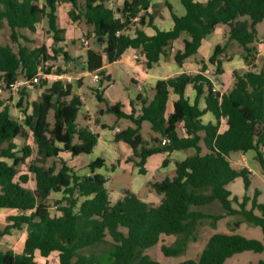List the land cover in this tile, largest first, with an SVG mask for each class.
Returning <instances> with one entry per match:
<instances>
[{
    "label": "trees",
    "instance_id": "1",
    "mask_svg": "<svg viewBox=\"0 0 264 264\" xmlns=\"http://www.w3.org/2000/svg\"><path fill=\"white\" fill-rule=\"evenodd\" d=\"M106 2L0 0V30L5 22L9 40L17 45L16 52L0 45V82L5 85V91L18 76L29 79L39 67L45 75H50L52 66H46L49 62L62 59L61 68L55 72L57 76L65 74L62 67L74 62L60 46L64 30L57 26L56 13L61 3L70 6L68 16L72 22L83 21L92 27L95 43L105 44L101 51L86 50L85 71L101 77L102 66L119 60L129 48L140 50L145 68H151L166 57L171 44L186 33L188 39L183 40L182 48L174 55L175 63L181 66L187 58L197 55L202 42L217 26L225 25V43L214 47L207 63L198 62L199 72L181 73L157 81L151 89L150 101L137 96L138 113L131 107V112L125 114L120 104H105L104 112L131 123L130 127L119 131L114 140L129 146L133 152L129 161L139 168L140 174L145 173L144 163L153 154L187 150L192 153L174 162L172 177L150 184L152 191L161 196L158 206L145 203L129 191L110 203L106 181L100 176L91 175L92 180H88L87 175L77 174L63 160L58 169L54 164L44 166L47 159L58 158L61 154L69 158L90 155L96 146V134L76 123L83 104L69 81L60 78L48 83L42 80L39 101L28 108L22 107L21 97L16 104L22 114L21 122L9 114L7 103L11 98L8 101L0 98V209L16 212L6 218L0 238L11 231L25 230L22 251H0V264H41L38 258L47 259L53 254L57 257L56 264H96L94 256H78L77 253L103 243L107 237L113 247L103 258V264H159L143 251L157 244L162 235H172L174 242L171 246H162V253L165 256L182 253L188 240L194 239L201 221L214 222L223 217L192 209L214 201L220 204L225 216H238L259 227L261 240L215 233L208 238L196 261L186 260L179 264H223L243 252L264 254V205L257 202L258 191L254 190L251 197L243 195L239 201L227 189L237 178L242 180L245 191L250 187L251 174L246 169L231 167L228 159L231 152L254 151L264 174L261 153L264 149V63L260 67L255 65L259 42L256 26L264 21V0H180L185 9L183 16L173 14L171 6L165 3L173 22L168 31L154 26L155 15L148 11L149 0L125 2L119 17H115ZM42 19H46L51 34L50 49L43 45L34 49L20 45L18 31L34 33ZM135 19L136 27L131 37L125 32L132 29ZM144 27L152 28L154 35L147 36L142 30ZM229 41H235L241 48L240 57L247 69L242 73L233 71L230 88L219 94L212 90L213 83L202 72L211 66L214 68L213 81L219 80L220 56ZM260 43L264 46V36ZM104 81L109 79H99L100 85ZM188 86L194 92L191 103L185 97ZM23 90L21 95L26 96ZM93 91L98 102H105L97 89ZM170 93L176 95L177 100L166 114ZM201 98L205 105L202 110L198 107ZM207 112L213 116L214 123H202L201 118ZM49 113H52V122L48 120ZM221 121L225 123L223 131H219ZM143 123H147L156 135L150 147L140 134ZM178 126L183 136H178ZM28 134L36 145V157L31 161H28L30 146L24 143L17 149L14 143L17 138L26 140ZM165 138L169 139V144L161 145ZM102 164L103 160L97 158L87 168L92 171ZM21 166L26 167L27 173L19 174ZM29 181H32V189L25 187ZM52 194L60 195L54 207L48 203ZM257 264H264V258Z\"/></svg>",
    "mask_w": 264,
    "mask_h": 264
},
{
    "label": "crops",
    "instance_id": "2",
    "mask_svg": "<svg viewBox=\"0 0 264 264\" xmlns=\"http://www.w3.org/2000/svg\"><path fill=\"white\" fill-rule=\"evenodd\" d=\"M130 1L132 0H107L106 6H108L115 12V17H119L120 16L119 10L122 7V5L125 2H130ZM149 1H150L149 2L150 7L148 11L154 13L155 15L154 26L160 31H168L173 26V22L170 17V12L164 6L165 3L171 6V12L175 14L176 16H183L185 14V9L182 6L180 0H149ZM196 1L204 2L205 0H196ZM59 7L62 8L61 18L64 21V26L67 27V29L78 28L81 23L83 24V21L72 22L70 20L68 16V11L70 9V6L68 4L61 3L57 6V13H56L57 14V26L60 29L64 30V33L62 34L63 43L60 44V46L63 48L65 52H67L66 45H65L66 42L64 38L67 30L66 28H61L59 26V19H58L59 17L58 8ZM135 23H136V19L134 20V26L132 27V29L125 32V34L131 37L134 35V30L136 27ZM4 24L6 26V23L4 22L2 25V29H3ZM38 24H41L46 27L47 26L46 19H42ZM225 28H226L225 25H219L215 28L214 32L212 33L214 37L209 42L207 46L208 52H206L205 55H203L200 52H201V48L204 45V42H206L205 41L206 39L202 42V45L200 46L198 50V55L201 57L191 56L187 58L181 66L175 63L174 55L178 50L182 48L183 40L188 39V35L186 33H182L179 39L174 41L171 44L168 55L166 57H162L151 68H145L144 59H143V56L140 50H134V49L129 48L125 50V52L121 55L119 60L111 64L105 63L102 66V68L99 71L102 73L103 76L102 77L98 76V77L99 79H103V77L107 78L109 79V81H104L103 84L101 85H100L99 80L92 81L93 75L95 74L97 75V73L88 74L85 71L86 50L92 49L95 51H101L105 47V44H101V45L95 44L93 45V47H90L88 45L87 48L83 47L82 49H80L79 51H77L75 54H72V55L67 52V54L73 59L74 61L73 63L77 67L76 70L80 71L77 73V77L75 78V81L76 80L79 81V82L76 81L75 92L79 96L83 104V106L80 109V114H81L80 116L83 120V124L79 126L86 127L89 131L96 134L97 142H96V146L94 147L90 155L79 156L76 158H69L67 154H61L58 158L47 159L45 161L44 166L47 168L54 164L56 166V169H58L60 167V164L58 166V164H56L54 160L59 161V163H60V160H63L64 162H66V164L69 167L75 170L77 174L87 175V176L88 175L100 176L102 179L106 181L105 187L108 190V198H109L110 203H115L123 196L124 192L129 191L130 193H133L136 196H138L145 203L151 204L152 206H158L161 201V196L156 195L152 191V189L150 188V184L160 182L166 177H172L174 175V162L184 160L187 156L191 155L192 151L190 150L172 151L169 153L153 154L152 156L148 157L144 163L143 168L145 170V173L140 174L139 168L136 167L133 164V162L129 161V158L133 156V152L131 151L129 146H127L124 142H121V141L117 142L114 140L115 135L118 133L116 132L115 129H118L119 131H121L122 129L130 127L131 123L128 120H125L128 122V124L125 126H121L118 124L119 119H116L111 114L110 116L113 118L111 123H110V119L104 120V121H102L101 119H96L90 112L91 109L93 108V103L95 102L96 103L95 107L97 109H102L103 113L105 109V104H107L108 106L120 104L121 105L120 110L125 114H129L131 112V107L134 109V111H136V113H138L140 109V102L136 100L137 96L144 99L145 101H150L152 98L151 89L154 87L157 81L165 80L169 77H173L181 73L190 74V75L198 73L200 70V65L198 62L203 60L204 63H207V60L211 56L214 47L216 45H223L225 43L224 42L225 41V38H224ZM142 30L147 36H152L155 33L154 30L150 27H144L142 28ZM256 30H257V26H256ZM87 31L88 33H91L92 27H90V29ZM85 33L86 31L80 30V34L75 39L77 40L80 39L82 37V34H85ZM214 44L216 45L214 46ZM231 50H233L234 53L232 54V58L228 61L227 65H230V66L227 68H229L230 72L232 73L233 67H231V64L237 65L240 68H243L244 66H243V62L240 57L241 53L240 52L238 53V51H240L241 48L237 45L235 41H229L226 43V48L224 52L222 53V55L223 56L228 55L227 52ZM226 58H229V57L227 56ZM223 61H224L223 58H220L222 69L224 72H226V66L224 65ZM82 63H83V66L81 65ZM70 64L71 62L68 65ZM65 77L67 79L69 78L68 76H65ZM69 81H70V78H69ZM118 81H122L124 84L123 93H118V92L113 91L114 95H109L108 98H106L104 95V91L105 90L110 91L111 90L110 88H112L113 90V88L116 87ZM231 84H232L231 81L229 83H225L223 82L222 79L219 78L218 82L214 83L213 89L219 92V94H222L230 88ZM95 85H97V87L99 88V91H103L102 94L104 96L102 97V94H101V97L103 101L105 102H98L97 99L95 98V92L93 91V89H96ZM83 88H89L90 94H91L90 96L91 98L92 97L95 98V101L94 100L90 101L89 100L90 98L88 99V96L84 94L83 92ZM34 89H31V90H34ZM41 91L42 89L39 90V95L35 99L33 97H29L27 103L31 105L33 102H38ZM26 96H32V95L26 94ZM185 97L188 98L190 103L193 101L194 92L191 86H188L185 89ZM176 100H177V96L174 95L173 93H170L169 103L167 105L166 112H165L166 114L171 112L172 103ZM12 104L14 103L12 102ZM198 107L200 110H202L205 107L203 98L199 100ZM201 120L203 124L214 123V118L209 112L205 113L202 116ZM91 121L95 122L94 127L89 126ZM103 126L105 128H103ZM224 129H225V123L224 121H221L219 131H223ZM148 130L150 131L149 125L148 127H145V124L143 123L141 125L140 134H141V137L143 138L144 143L147 144L146 146L150 147L152 144L151 139L156 138V135L152 133L151 131L149 133ZM176 131H177L178 136H183L181 126H178ZM143 132H145V135H143ZM28 136H30V134H28ZM24 143H27V145H29L31 148V156L28 161L34 160L36 157V145L34 141L32 145L30 144V142L29 143L24 142ZM261 153L264 158V149L261 150ZM97 158L102 159L103 164L99 168H96L92 171L88 170L87 165ZM80 159H81L80 166L83 165L84 168H82V170L77 171L76 169L78 167H74V165L70 163L80 160ZM228 159H229V162L232 168L236 170L246 169L251 174L250 175V187L246 191L243 189V191H241L240 196L233 195L231 192V186L233 185L234 182H238V179H235L232 183L228 184L227 189L230 191L231 196H235L240 201L243 195H247L248 197H251L253 194V191L256 190L259 193L257 197V202L264 205L260 200L262 196L261 194L262 192L259 190L258 187H255L252 183L254 179H257L264 186V174L261 171V168L257 161L255 152L254 151H248L245 153L231 152L228 155ZM134 160L136 161L137 159H134ZM48 162H51V164L49 165ZM164 162L166 163L163 164ZM85 169L88 170L86 174L83 173V170ZM23 173H27V172L24 171ZM114 173H121V175L128 174L129 177H131V180L128 182V185L125 188H121L119 191L110 190L108 188V183L111 180V177L114 175ZM202 208L203 206L192 207L193 210H197L202 213H205L203 212ZM6 210L13 211L14 212L13 215L16 214L14 210L0 209V211H6ZM6 224L7 222L5 223V225ZM232 229L233 227L229 228L228 232L231 233L230 231H232ZM14 232H18V231H11L9 235L3 236V237H11L12 234H14ZM21 232L25 233V230ZM24 238L25 236L23 237L21 241V245L17 250H11V249L9 250H11L14 253H20L23 248ZM53 255L56 256L55 254ZM53 255H50L47 259H49ZM55 258L57 262V257ZM43 263H46V262H41V264Z\"/></svg>",
    "mask_w": 264,
    "mask_h": 264
},
{
    "label": "rangeland",
    "instance_id": "3",
    "mask_svg": "<svg viewBox=\"0 0 264 264\" xmlns=\"http://www.w3.org/2000/svg\"><path fill=\"white\" fill-rule=\"evenodd\" d=\"M58 19H59V26L61 28H66V35L64 36L65 38V45H66V50L69 54H75L77 51H79L80 49L83 48L82 43L80 41V39H75L79 34H80V30L86 31L85 34H82V36H85L87 38L88 41V45L90 47H93V45H95V40L93 37H90V33H88L87 30L90 29V26H87L85 23H81L80 26L78 28L75 29H67V27L64 26V21L62 20L61 16H62V8L59 7L58 8ZM226 29L225 28L224 32L226 33ZM20 38H19V44L26 46L28 49H34L36 47L39 46H45L47 49H50V46L52 44V38L50 33L47 30V26H43L41 24H37L36 26V31L34 33H30L26 30H19L18 31ZM225 36V35H224ZM264 36V22L260 23L257 25V38H258V43L256 44V47L258 49V55L256 56V60H255V65L257 67H260L263 63H264V46L260 43L262 37ZM22 37H25L27 39L24 40ZM213 34H211L210 36H208L206 38V42H204L203 47L201 48V52L203 55L206 54V52H208V44L211 41V39H213ZM225 38V37H224ZM0 45H4V46H9L12 48V50L14 52L17 51V45L13 44L10 40H9V29L7 27V25L3 26V29L0 30ZM97 45V44H96ZM216 44H214L215 46ZM213 46V47H214ZM213 49V48H212ZM212 52V50H211ZM237 52V51H235ZM242 53V50L238 51V53ZM234 53L233 50L228 51L227 54L228 55H221L220 58H223V62L224 65L226 66V72L223 71L222 69V73L220 75H218V78L222 79L223 82L225 83H229L230 81L232 82V73L230 72L229 67L230 65L228 64V61L232 58V54ZM229 58H226V57ZM195 57H201L198 55ZM51 65L52 66V72L49 75V78L47 79L48 83H51L52 81L56 80V79H63L64 81H68V79L65 76H68L70 78V83H72V85H74V89L76 88V81L75 78L77 77V73L80 72L77 69V67L74 65V63L72 62L70 65H68L67 67H62V71L65 72L64 75L62 76H58L56 78H54L55 72L57 71L58 67L61 68L62 65V60L61 58L58 59V61L54 62V63H47L46 66ZM243 68H240L237 65L231 64V67H233V71H237L238 73H242L244 72L247 67L243 64ZM80 68V67H79ZM81 70V69H80ZM43 71V68H42ZM75 72V73H74ZM223 74V75H222ZM21 76H18L17 79H21ZM123 82L122 81H118L117 85L115 88H110L111 90H105L104 91V95L106 98H108L109 95H114V92H118V93H123ZM96 89L99 91V88L97 87V85H95ZM40 86H36L34 90L30 89H25L23 90V92L25 94L28 95H32V96H24L21 95L22 91H20V95L22 97V107L26 106L27 108L29 107V103H27L29 97H33L34 99L39 95V90H40ZM83 92L84 94H86L88 96V99L90 101H95V98H91V94H90V90L89 88H83ZM101 94L103 93V91H99ZM102 94V97L104 96ZM0 98L4 99L6 101H8L9 98V94L7 93H2L0 94ZM92 99V100H91ZM12 102L14 104H12ZM17 100H11V102L8 101L7 105L10 107V111L9 114L10 116L18 121L21 122L22 121V114L20 112V110L17 108L16 106ZM96 103H93V108L91 109V113L92 115L96 118V119H101L102 121L104 120H108L110 119V123L112 122V117L110 116L109 113L104 112L102 109H97L96 107ZM81 114L79 113L76 123L77 125H81L83 124V120L80 116ZM48 120L50 122H52V113H49L48 116ZM94 121H91V123L89 124V126L94 127ZM118 124L121 126H125L128 124L127 121H125L124 119H119L118 120ZM145 127H148L147 123H144ZM145 129V128H143ZM148 129V128H146ZM148 132L150 133V131L148 130ZM143 135H145V132H143ZM24 142H30V144H33V141L31 139L30 136L27 137V139L24 141L23 138H18L14 141V143L17 145V149L21 148L24 144ZM27 144V143H26ZM54 162L56 164H58L59 166V161L54 160ZM80 160L71 162L70 164L74 165V167H78L76 170H82L83 165L80 166ZM48 164L50 165L51 162H48ZM19 170V174H23L24 171H26V167L25 166H21L18 168ZM88 172V170H83V173L86 174ZM31 177V176H29ZM238 182H234L233 185L231 186V192L233 195L236 196H240L241 191H243V185L242 182L240 180V178H237ZM131 180V177H129L128 174L126 175H121V173H114V175L111 177V180L108 183V188L110 190H115V191H119L121 188H125L128 185V182ZM253 185L255 187H258L259 190L262 192V196L260 198L261 202L264 204V186L263 184L258 181L257 179H254L252 181ZM26 188H33V184L32 181H29L26 185ZM60 199V195L59 194H52L50 199L48 200V203L51 205V207H54L55 204V200H59ZM203 212H205V214L207 215H212V216H223L222 218L216 220V221H212L210 219H205L203 221H201L197 227H196V231H195V236L194 239H189L186 245L185 250L178 254L177 256H165L162 253L161 247L162 246H171L172 243L175 240V236H165L162 235L159 239V242L157 244H155L154 246L147 248L146 250L143 251V254L146 255L147 257H149L150 259H152L153 261L159 263V264H179L181 262H184L186 260H194L196 261L198 259V256L200 254V252L202 251V249L204 248L208 238L210 236H212L215 233H221V234H238L241 235L245 238L248 239H255V240H261L262 238V234H261V230L259 227L257 226H253L251 224H248L244 221H242L241 217L238 216H225L224 215V211L221 208L220 204L217 201L212 202V204H208L203 206ZM52 212V211H51ZM14 212L13 211H0V231L4 228L5 223L7 222L6 218L13 215ZM214 223V226H213ZM232 231H230L231 233H229V228H232ZM25 236V233L19 231V232H14V234H12L11 237H3L0 238V250L1 251H5V250H17L20 245H21V241L23 239V237ZM113 244L112 241L110 240L109 237L106 238V240L98 245L95 246H91V247H87L85 249H82L81 251H79L77 253L78 256H85V257H92L94 256L95 258H97V262L96 264H103V258L106 257L107 253L112 249ZM56 256H51L49 259L45 260L42 258H38L39 262H46L47 264H55L56 263ZM264 258V254L262 253H253V252H243L240 254H236L233 255L232 257L228 258L227 260H225V262L223 264H257L259 260H262Z\"/></svg>",
    "mask_w": 264,
    "mask_h": 264
},
{
    "label": "built area",
    "instance_id": "4",
    "mask_svg": "<svg viewBox=\"0 0 264 264\" xmlns=\"http://www.w3.org/2000/svg\"><path fill=\"white\" fill-rule=\"evenodd\" d=\"M94 33L91 32L90 33V37H93L94 38ZM80 41L82 43V46L84 48H87L88 47V41H87V38L85 36H82L80 38ZM136 58V57H134ZM202 75L204 77H206L208 80H210L213 85H214V81L213 79L215 78L214 76V68L209 66L207 69H205L203 72H202ZM58 77L57 75L54 76V78ZM49 78V75H45L43 73V71L41 70V67L38 68L36 74L31 77V78H21V79H17L14 83H12L11 85L8 86V90L5 91V85L3 83L0 82V94L2 93H7L9 94V97L11 98V100H17V102L19 101V99L21 98V95H20V91L22 89H34L36 86H39L41 81L42 80H47ZM99 80V77L95 74L93 75L92 77V81H98ZM68 81H69V78H68ZM213 91H215V89H212ZM81 100V99H80ZM116 132H119L118 129H115ZM169 139H163L161 141V145H167L169 144Z\"/></svg>",
    "mask_w": 264,
    "mask_h": 264
},
{
    "label": "water",
    "instance_id": "5",
    "mask_svg": "<svg viewBox=\"0 0 264 264\" xmlns=\"http://www.w3.org/2000/svg\"><path fill=\"white\" fill-rule=\"evenodd\" d=\"M215 83L218 82V80L214 81ZM88 180H92V177L90 175L87 176Z\"/></svg>",
    "mask_w": 264,
    "mask_h": 264
}]
</instances>
